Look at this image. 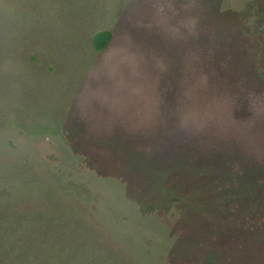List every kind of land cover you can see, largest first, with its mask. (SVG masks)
Masks as SVG:
<instances>
[{"label":"rangeland","instance_id":"1","mask_svg":"<svg viewBox=\"0 0 264 264\" xmlns=\"http://www.w3.org/2000/svg\"><path fill=\"white\" fill-rule=\"evenodd\" d=\"M206 1L0 0V192L14 193L12 205L30 211L41 220L39 227L56 226L59 233L67 217L90 235L92 250L113 249L127 263H218L215 246L221 256L233 252L239 264L264 258L263 171L235 183L209 173L196 176L201 167L193 171L184 150L165 152L161 160L152 151L113 150L97 164L76 155L59 135L31 134L33 122L20 117L21 111L32 117L29 109L44 104L51 115L99 139L137 135L145 142L182 143L183 128L192 124L190 113L198 106L183 104L185 47L206 41L204 28L212 21L228 26L256 2L223 0L203 7ZM103 30L115 37L107 50L96 52L92 40ZM197 30L201 39L193 34ZM195 123L202 135H213L204 119ZM250 132L248 139L243 128L223 131L250 141L259 154L211 156L218 171L229 174L240 166L246 176L244 161L264 159V118ZM164 157L176 161L161 164ZM250 201L258 207L244 228ZM50 209L63 221L48 222Z\"/></svg>","mask_w":264,"mask_h":264},{"label":"trees","instance_id":"2","mask_svg":"<svg viewBox=\"0 0 264 264\" xmlns=\"http://www.w3.org/2000/svg\"><path fill=\"white\" fill-rule=\"evenodd\" d=\"M219 1L223 0H207L203 7H218ZM243 13L244 17L242 13L235 15V22L228 26L212 21L209 27L204 28L206 41L203 43L199 41L185 47L187 51L181 59H185L183 66H186L189 74L184 78L188 85L185 84L183 88L186 98L183 104L190 106L191 110L193 105L198 106L190 113V117H194L192 124L188 128H183L187 129L185 130L187 134H184L182 143L176 139L168 142L158 140H155V143L150 142L152 140L145 142L137 135L108 136L105 134L106 136H101L99 139L96 135H87L73 128L68 119L51 115L49 108L44 104L29 109L32 110L33 119L25 115L23 111L20 117L22 121L29 119L33 122L31 134L59 135L66 145L73 148L76 155L97 164H102L105 158L104 153L112 154L113 150L121 155L125 152L131 153V150L133 154L135 151L143 153L152 151L157 154L158 160H161L160 156L165 155V152L178 154L184 150L188 153L187 158L190 157L191 160L188 166L195 172L201 167L200 171L195 173L196 176L209 173L208 175L212 176L228 177L230 182L235 183L238 182L237 180H246L254 171L264 172V159L255 156L258 160L253 159L250 163H247V160L244 161L245 154H259L256 150L251 151L254 147L250 141L236 134L230 137L223 135L226 128L236 127L247 131L248 139L250 136L253 138L250 132L251 124L259 125L260 120L264 118V76L262 78L264 75V0H256L255 6ZM199 33L201 34L202 31L197 30L193 34H197L198 39H201ZM114 37L115 34L111 30L96 33L92 40L94 50L96 52L107 50ZM29 57L32 60L35 58L32 54H29ZM200 106L202 109H199ZM25 112L29 114L26 109ZM200 118L206 122L205 131L208 129L214 131L212 136H208L207 131L205 135H202L201 129L195 123ZM103 141H107V144L104 145ZM238 151L245 158L241 161L246 164L241 168L247 172L246 176L239 172L240 166L232 168L227 174L224 171H218L212 164L213 157H221L227 152L238 153ZM205 159L210 161L207 167L204 164ZM166 161L167 158L164 157L161 164H172L176 160L170 158L169 162ZM201 162L203 165L200 166ZM23 180L31 183L30 178L25 177ZM13 196L14 193L11 191L0 192V264H132L127 263L125 258L110 248L107 250L108 253H96L98 251L95 247L92 250L90 235L82 234L77 227L73 228V225L68 223L67 217L65 219L63 216H56L59 213L54 209L45 212L46 220L54 224L59 222V219L61 221L64 219V225L58 227L60 233L56 231V226L52 229L39 227L37 224H41V220H35L30 211L21 212L12 205ZM256 204L258 203L251 201L246 204V207L247 205L249 207L246 209L248 213L242 218L244 228L249 225L250 216H253L251 213H255L258 207ZM260 211L263 212L264 217V208H260ZM6 214L9 217H5ZM38 216L41 218L43 215ZM35 229L40 235L37 244L33 241V235L37 237L33 233L36 232ZM102 247L105 246L102 245ZM213 254L218 256L220 261L217 263L209 259L211 262L208 260V264H239L237 255L233 252L221 256L215 246ZM162 256L164 257L161 258L166 257L170 260L174 258L171 255ZM151 259L152 257L149 260ZM248 264H264V258L253 257V262Z\"/></svg>","mask_w":264,"mask_h":264}]
</instances>
